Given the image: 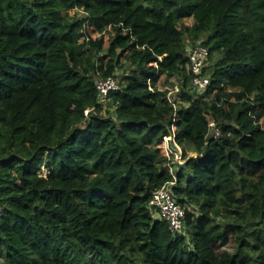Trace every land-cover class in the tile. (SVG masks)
<instances>
[{
	"label": "trees",
	"instance_id": "1",
	"mask_svg": "<svg viewBox=\"0 0 264 264\" xmlns=\"http://www.w3.org/2000/svg\"><path fill=\"white\" fill-rule=\"evenodd\" d=\"M197 42L210 83L174 105L163 89L186 88ZM172 182L183 235L149 205ZM0 254L264 264V0H0Z\"/></svg>",
	"mask_w": 264,
	"mask_h": 264
},
{
	"label": "built area",
	"instance_id": "2",
	"mask_svg": "<svg viewBox=\"0 0 264 264\" xmlns=\"http://www.w3.org/2000/svg\"><path fill=\"white\" fill-rule=\"evenodd\" d=\"M78 12L80 15L88 16V14L81 9H78ZM83 38H81V40ZM188 56L191 62V76L188 80V85L186 88L182 85H176L169 87L166 86L163 89V91L167 92L170 103L174 105L177 104V99L182 96L184 91H196L197 94L203 95L210 83L209 76L204 73V68L209 65L208 48L201 42H197L195 45L189 46ZM96 87L99 92L98 102L100 105L104 106L108 94L111 91L118 89V81L115 77L96 79ZM91 113L96 114V111L93 108H88L85 110L84 115L88 118ZM208 126V136L210 138L218 139L221 137V129L215 123V121L211 120ZM173 184V182L165 184L162 187L156 189L152 193L149 205L157 218L168 223L171 232L177 235H183L185 234L183 226L185 210L178 204L174 196L172 189Z\"/></svg>",
	"mask_w": 264,
	"mask_h": 264
},
{
	"label": "rangeland",
	"instance_id": "3",
	"mask_svg": "<svg viewBox=\"0 0 264 264\" xmlns=\"http://www.w3.org/2000/svg\"><path fill=\"white\" fill-rule=\"evenodd\" d=\"M191 23H193V19L192 18H186L184 19L183 21L180 22V24H186V25H190ZM215 60V59H214ZM119 74H121L120 72H118ZM177 104H186L183 100H182V97H179L177 99ZM106 109H103V112H105ZM174 130V128H173ZM172 161L174 163H177L179 162V159L176 157V155H174L173 157H171ZM175 169V168H174ZM176 170V169H175ZM39 175L41 176H45L47 177L49 175V172L47 171V169L45 168H42L40 171H39ZM218 222H220V219L217 220ZM185 232V230H184ZM235 247V244H234V240L232 238V236H228V239L226 242H223V243H217L215 246H214V249H215V252L217 254H220L221 252L223 251H233ZM0 264H6L4 258L1 256L0 254Z\"/></svg>",
	"mask_w": 264,
	"mask_h": 264
},
{
	"label": "water",
	"instance_id": "4",
	"mask_svg": "<svg viewBox=\"0 0 264 264\" xmlns=\"http://www.w3.org/2000/svg\"><path fill=\"white\" fill-rule=\"evenodd\" d=\"M189 46L187 47V50H188Z\"/></svg>",
	"mask_w": 264,
	"mask_h": 264
}]
</instances>
